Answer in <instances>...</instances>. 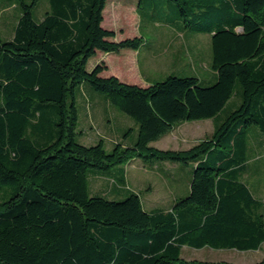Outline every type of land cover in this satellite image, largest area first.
Here are the masks:
<instances>
[{"label": "trees", "instance_id": "16d2710c", "mask_svg": "<svg viewBox=\"0 0 264 264\" xmlns=\"http://www.w3.org/2000/svg\"><path fill=\"white\" fill-rule=\"evenodd\" d=\"M38 1L16 0L12 36L0 35V264H234L185 259L182 248L259 249L264 202L243 174L250 140L264 142V0H136L139 14L173 2L187 28L211 37V85L170 73L147 86L103 76L104 62L87 69L98 51L143 44L103 25L109 0H49L40 21ZM84 83L136 122L132 145L77 140ZM202 119L214 130L191 147L152 145ZM137 158L191 164L188 195L146 208L126 185ZM93 177L112 180L113 194L94 191Z\"/></svg>", "mask_w": 264, "mask_h": 264}, {"label": "rangeland", "instance_id": "374dc122", "mask_svg": "<svg viewBox=\"0 0 264 264\" xmlns=\"http://www.w3.org/2000/svg\"><path fill=\"white\" fill-rule=\"evenodd\" d=\"M170 3L173 4V8L168 4L156 8L142 6L140 21L134 3L123 4L109 0L104 11L106 24L114 29L119 39L139 36L141 33L143 44L139 53L130 50L121 54L98 51L100 53L90 59L87 69L91 71L97 63L104 62L106 75L115 72L128 78L135 74V71L125 70L127 61L134 64L142 80H147L149 76L156 78L154 81H161L172 73L180 76H202V85H211V82H207L212 73L210 34L195 33L193 28H187L179 17L176 5ZM49 9V0H39L34 8L35 20L40 21ZM19 14L16 0H0V35L4 39L12 36ZM178 66L184 70L179 72ZM77 106L79 110L77 140L80 143L91 146L103 140L106 150L110 152L118 141L128 145L135 142L136 130L131 131L127 137L125 134L133 127L132 125H136V122L106 101L104 95L94 90L88 83H84L77 93ZM214 127L211 119L184 121L152 145L160 149H187L211 135ZM253 129L256 127H251V130ZM249 145L248 163L243 180L248 183L253 194L264 201V142L255 138L250 140ZM192 167L191 164L172 161H157L148 165L141 158H137L125 165L126 185L129 190L140 195L146 208L158 207L168 210L176 199L188 195L193 177ZM91 186L94 191L99 190L107 194H113L109 191L115 188L112 180L106 177H93ZM126 195L124 191L123 196ZM181 256L185 259L250 264L264 258V242L257 250L245 251L235 248L216 249L209 246L194 248L185 245Z\"/></svg>", "mask_w": 264, "mask_h": 264}, {"label": "crops", "instance_id": "0c3cea01", "mask_svg": "<svg viewBox=\"0 0 264 264\" xmlns=\"http://www.w3.org/2000/svg\"><path fill=\"white\" fill-rule=\"evenodd\" d=\"M114 1V0H113ZM116 1H118V2H120V3H129V2H132V3H134L135 5H136V10H137V13H138V16H139V18H140V21H141V16H140V14H139V6H138V3L137 2H133L132 0H115V2ZM107 6V5H106ZM106 8V7H105ZM105 11V10H104ZM105 13L106 12H104V21H103V25L106 27V28H108V29H111V30H114L113 28H111V27H109L107 24H106V21H105ZM199 35V34H198ZM139 36H141V33L139 34ZM130 37H134V36H130ZM115 39L116 40H120L119 39V37H117V35L115 36ZM210 40H211V37H210ZM140 49V48H139ZM139 49L138 50H133V49H122L121 51H119L118 53L119 54H121L123 51H126V50H130V51H133V52H138L139 53ZM97 53H100V52H97ZM118 53H115V54H118ZM211 63H212V60H211ZM177 69H178V71L179 72H182L184 69H182L181 68V66H178L177 67ZM108 70V69H107ZM125 70H134L135 71V74H133V75H131V76H129L128 78H125V77H123V76H121V75H119L118 73H113V74H111V75H115V76H117L120 80H122L123 82H127V83H132V84H137V85H140V86H147V85H149V84H151L152 82H154V80H156V78H151V77H147V80H142L143 78H142V76L139 74V72H138V70H136L135 69V66H134V64L132 63V62H125ZM211 71H212V73H211V77H214L215 76V71L212 69V64H211ZM147 72H148V70H147ZM107 73H106V69L102 72V75L103 76H110V75H106ZM170 74V73H169ZM199 78H202V76L201 77H199ZM142 81H141V80ZM211 120H213V122H214V125H215V121H214V119H211ZM127 179V178H126ZM127 181V180H126ZM262 199V198H261ZM262 201H263V199H262ZM264 202V201H263ZM264 209V208H263Z\"/></svg>", "mask_w": 264, "mask_h": 264}]
</instances>
